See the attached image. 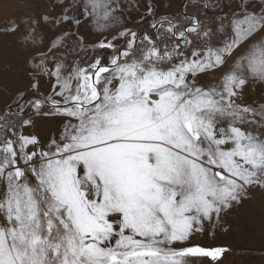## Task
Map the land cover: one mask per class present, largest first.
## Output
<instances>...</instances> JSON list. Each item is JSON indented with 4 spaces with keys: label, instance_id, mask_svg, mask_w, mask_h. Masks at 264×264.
<instances>
[{
    "label": "snow or ice",
    "instance_id": "1",
    "mask_svg": "<svg viewBox=\"0 0 264 264\" xmlns=\"http://www.w3.org/2000/svg\"><path fill=\"white\" fill-rule=\"evenodd\" d=\"M27 3L0 26L29 81L0 107V264H225L264 193V0Z\"/></svg>",
    "mask_w": 264,
    "mask_h": 264
},
{
    "label": "rangeland",
    "instance_id": "2",
    "mask_svg": "<svg viewBox=\"0 0 264 264\" xmlns=\"http://www.w3.org/2000/svg\"><path fill=\"white\" fill-rule=\"evenodd\" d=\"M161 3H171L172 7L160 11L174 12L179 9L181 0H161ZM27 12V0H0V26L7 24L12 16ZM28 83L23 56L12 38L0 35V107L12 93L26 88ZM52 126L49 121H39L36 131L46 134ZM225 226L228 231H221L215 241L231 249L225 264H264V193L254 191L250 199L226 217Z\"/></svg>",
    "mask_w": 264,
    "mask_h": 264
}]
</instances>
